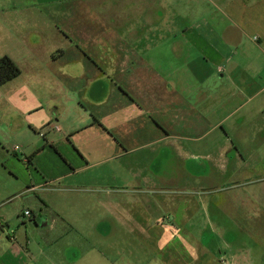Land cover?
Instances as JSON below:
<instances>
[{
  "label": "crops",
  "instance_id": "1",
  "mask_svg": "<svg viewBox=\"0 0 264 264\" xmlns=\"http://www.w3.org/2000/svg\"><path fill=\"white\" fill-rule=\"evenodd\" d=\"M74 2V7L68 5L65 9L69 14L65 25L71 30L62 34L67 48L55 51H62L67 59L52 55L56 63L62 61V66L53 70L60 93L53 100L55 120L64 124V136L83 164L69 161L71 168L65 175L78 173L86 166L91 150L83 136L100 138L98 149L106 156L101 161L120 157L123 147L131 151L162 142L164 148L185 159L179 171H193L198 181L214 180L217 171L264 173V0ZM77 9L81 17L73 19ZM74 37L78 40L73 41ZM73 42L77 43L76 49H81L77 53L68 46ZM91 43L100 44L102 52H90ZM52 123L53 118L49 126L53 127ZM57 137L53 133L49 142L55 145L56 139L62 138ZM31 153L24 160L32 162ZM187 158L193 162L192 169L186 164ZM162 167L168 168L169 163ZM181 178L177 193L184 194L181 190L187 187V181ZM170 180L143 177L150 190ZM27 183V191L40 187L30 171ZM137 183L135 175L126 177L124 185L118 186L122 187L119 192L128 190L129 184L135 189ZM170 193L175 192L168 191L163 200L156 202L162 205L157 210L150 198L121 201L115 197V219L122 226L128 225L129 234L135 235L153 229L159 214L166 212L162 211L165 207L176 215V221H181L180 209L174 206ZM204 202L201 195L194 198L199 208ZM121 214L125 215L124 221ZM253 217L257 216L245 214L242 219ZM12 218L0 213V264H40L37 258L34 262L35 256L57 264L53 261L58 250L52 256L47 253L57 244V227L42 224L52 232L43 238L49 245L35 250L29 239L20 236V227L10 232ZM27 218L38 227L36 215ZM137 218H142L139 224ZM223 230L217 231L223 235ZM217 248L210 263L224 264L229 259L231 264H247L250 260L244 248ZM195 254L202 261V246Z\"/></svg>",
  "mask_w": 264,
  "mask_h": 264
},
{
  "label": "rangeland",
  "instance_id": "2",
  "mask_svg": "<svg viewBox=\"0 0 264 264\" xmlns=\"http://www.w3.org/2000/svg\"><path fill=\"white\" fill-rule=\"evenodd\" d=\"M74 3V0H0V58L9 55L22 71L0 86V213L13 217L9 221L10 232L20 227L22 239H29L35 250H42L49 245L43 238L52 233L42 224L56 226L57 244L47 253L52 256L58 250L53 261L57 264H71L74 260L76 264H220L209 261L220 246L224 250L244 248L250 254L247 264H264V173L217 171L214 180L198 181L193 171H179L178 166L185 164V159L164 148L162 142L131 151H124L123 147L120 157L101 161L106 156L98 149L102 144L100 138L83 136L91 150L86 166L78 173L65 175L71 168L69 161L74 159L75 165L82 162L80 156H74L73 146L64 136V124L55 120L57 109L53 100L60 93L53 70L59 69L62 61L56 63L52 55L67 59L62 51H55L67 48L62 34L71 30L65 25L69 17L65 9ZM72 15L73 19L81 17L78 9ZM94 43L90 52H102L100 44ZM76 44L68 46L77 53L81 49H76ZM66 106L71 108L69 104ZM51 118L53 127L49 126ZM53 133L62 137L56 139L55 145L49 142ZM16 145L19 149L15 151ZM31 150L32 162L24 160ZM165 163H169L168 168L162 167ZM186 164L193 168L188 158ZM28 171L38 184L41 181L34 191L26 190ZM133 175L138 181L137 188L129 184L128 190L120 193L122 187L118 186ZM146 176L171 180L150 190L143 181ZM182 176L187 181V187L181 190L184 194L177 193V181ZM168 191L175 192L169 197L179 207L181 221H176V215L165 207L162 211L166 212L159 214L153 229L135 235L129 234L128 225L122 226L115 219L117 207L112 201L115 197L121 201L150 198L157 210L162 205L156 202L163 200ZM200 195L205 200L202 208L194 203V198ZM25 209L37 216L38 227L24 214ZM245 214L257 217L242 219ZM45 217L48 220L43 221ZM121 218L124 221L125 215L121 214ZM142 218L135 220L139 224ZM221 223L225 225L221 227ZM221 228L223 235L217 231ZM200 246L205 252L202 261L195 254ZM36 258L40 264H49L43 256L33 257L34 262ZM224 264L231 262L227 259Z\"/></svg>",
  "mask_w": 264,
  "mask_h": 264
},
{
  "label": "trees",
  "instance_id": "3",
  "mask_svg": "<svg viewBox=\"0 0 264 264\" xmlns=\"http://www.w3.org/2000/svg\"><path fill=\"white\" fill-rule=\"evenodd\" d=\"M21 72V68L9 55L0 58V86L18 77Z\"/></svg>",
  "mask_w": 264,
  "mask_h": 264
},
{
  "label": "built area",
  "instance_id": "4",
  "mask_svg": "<svg viewBox=\"0 0 264 264\" xmlns=\"http://www.w3.org/2000/svg\"><path fill=\"white\" fill-rule=\"evenodd\" d=\"M57 127V126H56ZM42 135V134H41ZM19 149V146L16 145L14 147V150H18ZM24 214L27 215V216H30L31 215V211L29 209H27L26 211H24Z\"/></svg>",
  "mask_w": 264,
  "mask_h": 264
}]
</instances>
